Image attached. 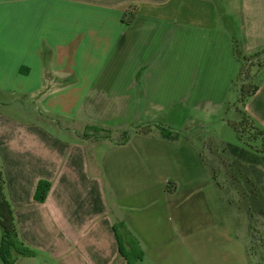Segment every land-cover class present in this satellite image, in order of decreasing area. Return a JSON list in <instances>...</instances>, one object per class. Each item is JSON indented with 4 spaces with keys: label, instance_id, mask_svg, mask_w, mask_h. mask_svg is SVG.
I'll return each instance as SVG.
<instances>
[{
    "label": "crops",
    "instance_id": "obj_1",
    "mask_svg": "<svg viewBox=\"0 0 264 264\" xmlns=\"http://www.w3.org/2000/svg\"><path fill=\"white\" fill-rule=\"evenodd\" d=\"M235 41L264 51V0H0V165L19 236L36 251L14 264H129L120 239L128 251L132 236L146 264H253L248 238L221 227L235 221L205 193L216 185L235 201L205 144L138 124L95 155L82 136L177 105L222 110L240 71ZM262 94L264 83L244 109L264 124L252 104ZM248 168L264 194V167ZM41 179L52 182L44 202Z\"/></svg>",
    "mask_w": 264,
    "mask_h": 264
},
{
    "label": "rangeland",
    "instance_id": "obj_2",
    "mask_svg": "<svg viewBox=\"0 0 264 264\" xmlns=\"http://www.w3.org/2000/svg\"><path fill=\"white\" fill-rule=\"evenodd\" d=\"M236 79L237 77L235 78V80ZM234 82L230 98L222 110L217 109L215 111L208 112L203 110H195L191 107L177 105L171 110L157 113L156 117L153 116L154 118L151 122H136L135 125L137 129L138 127H141L138 124H141L143 126L150 124L152 126L154 134L170 133L174 136L180 135L184 139L191 141V143L193 144H205V146L209 148L208 151H212V153H214L211 158L212 169H214L215 166L220 174L219 176L221 177L222 182L224 184L231 185V187L235 189V192H233L232 190L228 191L230 192V194H232L233 197L235 196L234 202L229 198L227 192L224 189H221L216 185L211 187L210 189L205 190L207 196L211 198L210 201L211 206L215 211L214 213H217V215L219 216L227 213L231 218L234 219L235 222L233 221L234 225L232 226V228L231 224H229L228 222H221V227H224L227 232H238L245 239L248 238V248L250 251L249 253L251 262L253 264H264V214L261 213V211L259 210L260 208L256 203V207L253 206L252 210L250 207V210L252 212L251 214L249 213L250 211L248 212L249 225H247L246 212L241 208L242 206L244 209H246V211H248L247 207L250 206L248 201L250 198L246 196L247 192L249 191L247 173L245 169H242L240 173L239 169H241V163L225 146L226 144H233L242 147H249L246 143L247 141L239 136L234 126L230 124V121L236 123V125H238L244 135L250 139H256V136H260L259 134L263 133H261V128L264 129V124L262 122L259 123V121H256L252 116L251 118H240V114L236 110V108L238 109V107H235V103L238 100L241 88L244 87L246 91H249L256 88L257 86H259L260 88V86L263 85L264 53H260L255 56H249L247 58V61L245 62L240 81H238L237 83V88L235 87ZM1 97L2 96H0V99ZM15 98L21 97L8 96L6 99L8 101H13V99ZM248 100L246 101V103L248 102ZM14 102H17L16 99L14 100ZM20 102H24L26 105H29L33 101L23 98L20 99ZM252 104L254 107H256L258 113L264 117V95L262 94L260 97H257ZM239 108H242V106H239ZM56 119L57 121L59 120L58 122L65 121L64 117H57ZM126 119L127 118L125 117H117L116 119H112L111 122L123 123H120L116 126L105 127H110L113 129L122 128L129 123H126V121H124ZM52 128L55 131L60 132L61 135H66L62 131L63 129L61 130V128L58 129L57 127L53 126ZM124 128L127 129L128 126ZM133 129L135 128H132V130ZM89 132L92 133L93 131L89 130ZM114 134V137L116 139L120 137V133ZM90 138L95 142V144H93L94 150H92L91 153H94L95 155H101L104 146L108 143L103 144L102 141L104 139L94 140L92 136ZM258 138L259 139H257L256 142L253 143L257 145L254 149H264V133L263 137ZM262 155H264V153H262ZM257 202H259V200H257ZM142 264L146 263L143 262Z\"/></svg>",
    "mask_w": 264,
    "mask_h": 264
},
{
    "label": "trees",
    "instance_id": "obj_3",
    "mask_svg": "<svg viewBox=\"0 0 264 264\" xmlns=\"http://www.w3.org/2000/svg\"><path fill=\"white\" fill-rule=\"evenodd\" d=\"M137 13V6L132 5L130 9L125 14L126 17H129V21L131 18ZM235 50L237 57L240 61V71L237 75V79L234 82L235 87L237 88V83L240 81L241 75L243 73V68L245 65V62L247 61V58L249 56H255L260 53H264V51L256 53V54H246L243 50L242 44L239 41H235ZM259 86L256 88L246 91L243 88L240 89L238 100L235 103L236 110L240 114V118L250 117L246 110L244 109V105L246 104V101L253 96ZM239 106L242 108H239ZM230 124L234 126L237 133L242 139H245L249 147H242L238 145L233 144H226L225 146L227 149L230 150L232 155H234L239 162L241 163V169H239L240 173L242 169L246 171L247 178L249 182V191L247 192L246 196L249 197L248 201L250 206L247 207L248 212L251 214V210L254 207L257 206L260 208L262 214H264V194L262 193L259 185L254 180L251 171L248 168L249 164H257L264 167V149H254L256 144H253L256 142L258 137H263L264 129L261 128L260 136H256V139H250L244 135V133L241 131V129L234 123L233 121H230ZM132 128H135L132 130ZM89 130H92L93 132L90 133ZM136 125L135 123H131L128 125V128H118L113 129L110 127L90 124L87 126V130L84 132L83 136L85 137H91L95 140L99 139H108L115 141L118 144L125 143L129 140L131 135L135 132ZM114 133H120V137L116 139L114 136ZM94 134V135H92ZM167 136H171L170 133H165ZM263 140V139H262ZM264 142V140H263ZM52 187V182L46 179H41L38 182L35 198L36 200L40 202H44L49 194V191ZM247 191V190H246ZM259 200V202H257ZM251 202V203H250ZM251 207V210H250ZM0 225H1V245H0V259L4 264H14L19 256H26V257H32L36 254V251L26 245L20 238L17 224L15 222L14 218V211L13 207L10 203V201L7 198V194L5 191V180L3 175V170L0 165ZM124 226V223L120 222L117 223V227L122 228ZM116 227V228H117ZM131 235V233H130ZM132 236V235H131ZM131 247L128 251L124 250V247L122 245L121 239H120V253L123 255L129 262V264H142L144 261V249L141 246V243L139 240H137L135 237L132 236V239L130 240Z\"/></svg>",
    "mask_w": 264,
    "mask_h": 264
}]
</instances>
